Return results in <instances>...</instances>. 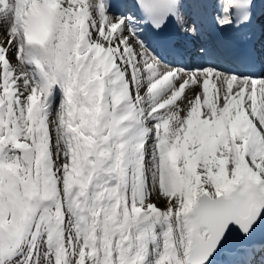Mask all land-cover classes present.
Instances as JSON below:
<instances>
[{
	"label": "rangeland",
	"instance_id": "374dc122",
	"mask_svg": "<svg viewBox=\"0 0 264 264\" xmlns=\"http://www.w3.org/2000/svg\"><path fill=\"white\" fill-rule=\"evenodd\" d=\"M4 35L0 216L9 237L0 228V264H185L200 194L237 198L242 217L250 204L257 205L256 196L264 195L257 169L249 170L256 175L246 183L241 158L230 150L214 159L230 160V166L190 171L179 161L172 164L175 180H169L176 149L162 155L153 138L143 145L154 153L108 149L95 138L94 109L82 110L77 130L69 134L65 96L53 99L48 115L34 92L31 66L20 57L23 40ZM14 72L16 80L8 83ZM150 114L148 108L144 115ZM88 124L89 135L78 129ZM18 234L24 235L22 242L14 241Z\"/></svg>",
	"mask_w": 264,
	"mask_h": 264
},
{
	"label": "bare ground",
	"instance_id": "6f19581e",
	"mask_svg": "<svg viewBox=\"0 0 264 264\" xmlns=\"http://www.w3.org/2000/svg\"><path fill=\"white\" fill-rule=\"evenodd\" d=\"M68 1L69 4L64 0H0V38L5 34L12 40H23L20 57L26 66H31L37 83L34 92L39 103L47 107L48 115L53 99L63 94L68 105L66 119L73 127L69 134L77 130L75 123L81 111L94 109L98 113L95 138L108 149H147L154 153L152 146L143 145L151 138L162 155L176 149L178 156L170 160L166 172L169 180H175L171 170L177 167L172 169V164L179 161L190 171L196 167L204 171L218 165L230 166V160H214L230 150L235 158H241V167L246 169L241 178L251 184L257 174L264 193V74L259 78L264 71V54H260L262 68L248 78L234 76L229 64L212 66V70L207 63L196 69H175L176 60L171 57L165 60L167 65L158 63L141 27H135L124 13L111 10V0ZM188 1L184 5L183 0L156 1L160 22L173 37L174 45L184 44L187 54L190 45L199 42L181 34L187 32L179 16L181 10L199 17L205 34L210 26L217 25L216 21L225 22L229 16V0H205L209 1L207 6L203 0ZM262 2L254 0L249 15L252 20ZM31 4L39 6V23L41 19L46 26L47 37L42 45L29 42L21 26V16ZM127 5L122 8L124 12ZM3 52L0 46V75L6 66ZM195 60L189 55L188 61ZM8 75V83L17 78L15 72ZM93 77L98 78L91 80ZM2 99L0 94V102ZM148 108L151 114L145 117ZM78 129L84 134L92 133L89 124ZM256 169V174L250 172ZM206 264H264V245L241 247Z\"/></svg>",
	"mask_w": 264,
	"mask_h": 264
},
{
	"label": "water",
	"instance_id": "95a60500",
	"mask_svg": "<svg viewBox=\"0 0 264 264\" xmlns=\"http://www.w3.org/2000/svg\"><path fill=\"white\" fill-rule=\"evenodd\" d=\"M44 65H48L44 54ZM54 86L57 84L54 82ZM257 205H249L248 214L237 212V199H215L202 193L193 211L196 227L191 229L190 248L186 264H205L217 261L222 253H234L241 247L264 243V196L258 195ZM204 230L200 235L197 228Z\"/></svg>",
	"mask_w": 264,
	"mask_h": 264
},
{
	"label": "trees",
	"instance_id": "16d2710c",
	"mask_svg": "<svg viewBox=\"0 0 264 264\" xmlns=\"http://www.w3.org/2000/svg\"><path fill=\"white\" fill-rule=\"evenodd\" d=\"M4 229H6V231L4 232V235L7 236V237H9V236H8L9 233H8L7 225H4ZM18 231H19V230H18ZM20 231H23V230L20 229ZM23 232H24V231H23ZM21 236L24 237V235H19V234H18V236L15 238L14 241H18V239L21 240ZM8 242H9V244H10V241H8ZM21 242H22V240H21ZM6 243H7V241H6Z\"/></svg>",
	"mask_w": 264,
	"mask_h": 264
}]
</instances>
